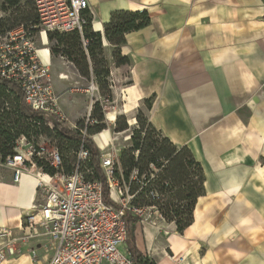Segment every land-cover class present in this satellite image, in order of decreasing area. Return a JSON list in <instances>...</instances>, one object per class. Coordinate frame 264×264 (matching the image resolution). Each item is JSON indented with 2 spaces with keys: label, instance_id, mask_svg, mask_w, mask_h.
<instances>
[{
  "label": "crops",
  "instance_id": "0c3cea01",
  "mask_svg": "<svg viewBox=\"0 0 264 264\" xmlns=\"http://www.w3.org/2000/svg\"><path fill=\"white\" fill-rule=\"evenodd\" d=\"M88 3L104 55L113 50L103 36L112 12H148L150 24L120 46L131 60L120 97L137 103L154 94L148 120L190 148L204 175L189 226L179 233L173 222L141 220L137 250L157 264H264V0ZM91 138L104 148L103 135ZM41 201L35 178L13 182L10 170L0 172V229L18 233L27 208ZM35 248V260L23 246L0 264H46L50 253Z\"/></svg>",
  "mask_w": 264,
  "mask_h": 264
},
{
  "label": "built area",
  "instance_id": "2783aa9c",
  "mask_svg": "<svg viewBox=\"0 0 264 264\" xmlns=\"http://www.w3.org/2000/svg\"><path fill=\"white\" fill-rule=\"evenodd\" d=\"M32 1L44 33L78 31L82 35L87 22L85 13L91 11L88 0ZM88 41L82 38L84 46ZM38 52L35 33L29 27L19 25L0 34V78L8 82V90L19 92L24 104L37 114L36 118H26L30 124L27 132L15 138L12 152L1 164L10 170L13 182L25 176L35 178L42 194L41 202L27 208L18 233L11 228L0 229V262L7 255L20 253L23 246L35 260L37 243L45 253H50L46 264H135L122 247L126 209L141 215L144 208L130 206L132 195L128 194L127 186L113 178L119 149L113 144L109 127L96 133L105 137L104 147L110 149L99 150V167L109 188L107 201L100 176L88 166L90 151L84 138L87 128L96 123L90 118L91 109L81 127L72 129L67 125L48 60L43 56L40 59ZM95 90L97 85L91 80L87 91ZM56 127L77 130L81 135L69 163L57 143L49 139L56 138Z\"/></svg>",
  "mask_w": 264,
  "mask_h": 264
},
{
  "label": "trees",
  "instance_id": "16d2710c",
  "mask_svg": "<svg viewBox=\"0 0 264 264\" xmlns=\"http://www.w3.org/2000/svg\"><path fill=\"white\" fill-rule=\"evenodd\" d=\"M85 15L87 22L82 35L78 31L47 32V38L55 40L56 47L53 52L60 53L72 62L82 76H90L93 82L95 77L106 89L110 86L107 80L109 70L105 58L102 57V36L100 32L92 30L90 14ZM36 23L37 13L32 0H0V34L19 25L29 27L31 32L35 33L37 29L33 26ZM149 24L150 17L145 9L114 11L109 21L104 24L103 36L114 47L112 55L115 66H125L124 72L128 71L127 67L131 63L128 56H122L120 53V46L125 43V34ZM82 38L89 40L85 46L82 44ZM101 66L104 67L103 70H99ZM8 85L6 80L0 78V162L12 152L15 138L27 132L30 124L26 123V118L37 117V114L24 104L21 94L12 88L8 90ZM106 94L109 96V92ZM153 97L154 94L143 99L147 109H150ZM101 108L99 100H96L90 111V118L96 120V123L87 128L84 143L90 151L88 166L93 169L95 175L100 176L102 194L108 201V183L99 167L100 151L91 138L93 134L106 128ZM123 118L119 116L117 121ZM134 118L137 125L129 136V146L122 149L114 161L113 178L120 185L127 186L128 194L132 195L130 206L156 210L163 222H173L176 231L181 233L192 222L197 198L204 193L201 165L195 160L190 148L174 145L140 110ZM82 124V120L78 121L77 127ZM126 129L128 125L123 119L117 131ZM31 131L34 133V129ZM55 131L56 143L65 156V162L69 163L73 159L72 152L81 135L79 131L68 128L56 127ZM141 220H144L142 214L126 209L125 243L135 264H157L154 258L143 256L135 247L133 231L136 223Z\"/></svg>",
  "mask_w": 264,
  "mask_h": 264
},
{
  "label": "rangeland",
  "instance_id": "374dc122",
  "mask_svg": "<svg viewBox=\"0 0 264 264\" xmlns=\"http://www.w3.org/2000/svg\"><path fill=\"white\" fill-rule=\"evenodd\" d=\"M33 27L37 29L35 32V46L40 48V52H44L43 49L45 48H47L49 51L48 64L50 76L55 90L60 94L61 105L68 118L67 125L71 126L72 129L73 126L77 127L78 121L83 120L84 116L89 112V109L92 110V105L94 102L99 100L100 104L102 105L101 109L104 115V122L106 123V128L109 127V133L112 135L114 146L119 149V152L122 149L127 148L130 144L129 136L137 125L136 122L130 125L131 119L134 118L138 110H140L148 120L146 113L147 108L143 100H140L137 103H127L126 100H128L129 97H123L125 100L121 99L122 97H120V91L125 84L129 83V80L127 76L125 77V66H121L118 69L115 68V61L112 55L113 50L111 49V53L106 55H104L102 51V57L105 58L109 70V76L107 77V80L110 86L105 89L103 84H99L97 79L94 77L97 90L93 92L87 91L88 85L91 81L90 76H82L72 62L61 56L60 53L52 51L56 47L55 40H49L47 38V32L44 33L38 23H36ZM110 48L114 47L111 46ZM40 52H38L37 55L40 59H42V54ZM103 69L104 67H99V70ZM107 92H109V96H107ZM102 94L104 96H102ZM123 110H125V112ZM111 114L113 119H106V115L108 116ZM119 116L124 117L123 119H125L128 129L124 131H117V127L123 122V119H119L117 121ZM128 118L130 119L128 120ZM49 139L52 142H57L55 137L50 136ZM107 151H110L108 146L104 147L102 152ZM5 170L9 169L3 166L0 162V172ZM152 210L153 209L150 207L144 209L142 214L144 216V220L146 219L145 221H150L153 223H163L159 217V213H155Z\"/></svg>",
  "mask_w": 264,
  "mask_h": 264
},
{
  "label": "bare ground",
  "instance_id": "6f19581e",
  "mask_svg": "<svg viewBox=\"0 0 264 264\" xmlns=\"http://www.w3.org/2000/svg\"><path fill=\"white\" fill-rule=\"evenodd\" d=\"M39 50H40V48H39ZM43 51H44V52H41V54H42V53L47 54V48L43 49ZM39 52H40V51H39ZM106 117H107L109 120H112V119H113L112 114H111V115H108V116L106 115ZM134 122H135V120H134V118H132L130 123L132 124V123H134ZM113 196H114V194H113Z\"/></svg>",
  "mask_w": 264,
  "mask_h": 264
}]
</instances>
